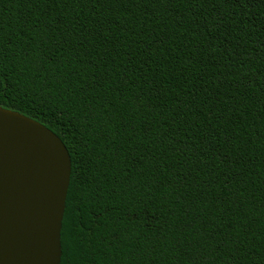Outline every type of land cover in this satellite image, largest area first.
<instances>
[{"label": "trees", "instance_id": "1", "mask_svg": "<svg viewBox=\"0 0 264 264\" xmlns=\"http://www.w3.org/2000/svg\"><path fill=\"white\" fill-rule=\"evenodd\" d=\"M0 105L68 150L59 264H264V0H0Z\"/></svg>", "mask_w": 264, "mask_h": 264}, {"label": "water", "instance_id": "2", "mask_svg": "<svg viewBox=\"0 0 264 264\" xmlns=\"http://www.w3.org/2000/svg\"><path fill=\"white\" fill-rule=\"evenodd\" d=\"M70 170L55 132L0 105V264H59Z\"/></svg>", "mask_w": 264, "mask_h": 264}]
</instances>
